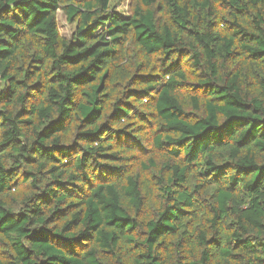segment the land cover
Returning a JSON list of instances; mask_svg holds the SVG:
<instances>
[{
  "label": "trees",
  "instance_id": "1",
  "mask_svg": "<svg viewBox=\"0 0 264 264\" xmlns=\"http://www.w3.org/2000/svg\"><path fill=\"white\" fill-rule=\"evenodd\" d=\"M110 1L0 0V264H264V0Z\"/></svg>",
  "mask_w": 264,
  "mask_h": 264
},
{
  "label": "rangeland",
  "instance_id": "2",
  "mask_svg": "<svg viewBox=\"0 0 264 264\" xmlns=\"http://www.w3.org/2000/svg\"><path fill=\"white\" fill-rule=\"evenodd\" d=\"M132 1L133 0H111V10L121 14L122 16H128L131 13L129 11ZM56 14L60 34L68 38L73 32L74 24L67 22L65 15L61 11H58Z\"/></svg>",
  "mask_w": 264,
  "mask_h": 264
}]
</instances>
